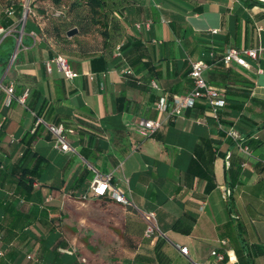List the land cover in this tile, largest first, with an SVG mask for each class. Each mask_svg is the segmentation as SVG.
<instances>
[{
	"label": "crops",
	"instance_id": "crops-1",
	"mask_svg": "<svg viewBox=\"0 0 264 264\" xmlns=\"http://www.w3.org/2000/svg\"><path fill=\"white\" fill-rule=\"evenodd\" d=\"M23 2L0 0V15L10 3L17 7ZM54 7L52 0H32V14L20 34V18L12 16L8 34L0 35V44L19 36L17 58L0 75L4 85L16 84L11 106L0 89V170L19 160L26 149L22 139L35 132L39 118L64 124L75 115L88 116L100 129L84 125L83 130L67 132L74 150L64 152L42 124L33 147L47 163L35 186L40 194L29 202L14 199L15 207L6 213L3 204L12 200L13 191L0 185V246L5 251L0 264H33L35 256L45 264H215L212 252L217 248L231 250L219 264H264V72H259L264 71V0H131L117 46L102 49L103 36L95 31L99 50L70 56V66L79 74L73 80L52 62L61 46L53 33H46L49 21L43 15ZM146 19L153 20L152 29L138 30L137 24ZM3 21L0 16L1 26ZM215 29L219 31L213 33ZM136 40L141 45L131 57L140 63L134 67L124 56ZM128 42L127 49H118ZM229 48L261 53L258 60L249 59L248 69L224 62ZM91 52L108 55L105 70L92 69ZM199 60L209 64L204 76L212 86L224 95L227 88L232 92L221 123L238 131L251 155L226 136L209 108L198 105L171 118L155 136L144 139L136 132L140 118L165 117L157 109L162 97L193 89L188 72ZM128 69L133 73L126 74ZM26 90L29 97L23 105L17 98ZM122 97L124 111L118 107ZM193 161L197 164L189 173ZM95 170L112 173L114 184L132 205L92 196ZM199 172H214L213 189L207 191V180ZM1 178L0 184L6 185ZM227 189L231 196L226 199ZM84 193H90L87 200L80 198ZM49 197L54 210L50 218L56 221L46 216L23 228L18 212L37 210ZM149 212L156 213L162 231L151 239L145 236ZM223 240H228L226 246ZM60 241L74 254L57 259L53 248ZM158 244L163 259L157 254Z\"/></svg>",
	"mask_w": 264,
	"mask_h": 264
},
{
	"label": "trees",
	"instance_id": "trees-1",
	"mask_svg": "<svg viewBox=\"0 0 264 264\" xmlns=\"http://www.w3.org/2000/svg\"><path fill=\"white\" fill-rule=\"evenodd\" d=\"M130 1L131 0H52V2L55 4L56 7L52 9L53 10L52 12L48 10L47 13H44L43 15V18L48 19L49 21L48 25L45 27V31L46 33H53V36L55 37L56 41L61 46L58 55L67 58L69 63H70V56L71 55L74 56L78 54L76 53L77 51L87 52V53H89L90 51H95L91 49V47H89L90 44L86 42V40H82L85 38L80 37L83 35L88 36L92 34V30H95L97 31V33L102 34L103 41L101 48L110 50L111 46H117L121 41L120 37H122V29L124 26L123 22L126 19L125 12L127 5L130 3ZM66 4H68V8ZM10 6H14L15 9L14 16H18L21 19L24 14L23 5L15 7L14 3L13 4L10 3L8 8ZM85 8L88 11V15L82 16L81 10ZM58 10H61L63 12L62 16H58L59 18L52 17V15H54L53 12ZM197 10L200 11L201 8H197ZM67 13L69 15H72V17L63 19V17L66 16ZM0 16H2L5 20L3 21L2 27L6 29H10L9 27L13 25V21L11 20L12 16H9L7 12L5 14H1ZM27 22L25 24V27L27 25ZM22 26L23 23L20 22L19 30L17 32L18 35L20 34V30ZM73 29H77L78 33L76 35L70 36L69 31ZM17 34H15L13 38L11 37L5 38L0 44V63L2 65L0 75L7 70L10 60L14 54L15 46H16L15 45L16 38L19 37ZM130 45L132 46L130 53H126L124 57L126 58V60L130 65L136 67L140 62H136L137 60L131 56L137 49H139L141 42L139 40H136ZM128 47H129V42L121 44L120 46H118V49L123 51ZM89 56L91 57L92 69L94 71L96 72L103 71L107 68L108 55L106 54L97 55L96 53L94 54L93 52H91ZM142 57L143 56L141 55L140 59ZM191 70L192 67L188 72L189 75L191 73ZM190 79L192 80L191 77ZM245 83L248 87L250 88L252 87V83H250L249 81L246 80ZM229 93L231 94L232 92H230V90L227 88L225 99H227V95ZM173 96L174 95L169 96V99L171 100ZM245 96L250 97V94L245 93ZM124 102H126L125 97H122L118 100L119 103L118 107L120 111H124L127 108L125 106H121V103L124 104ZM197 105L202 106L205 109L208 108L205 104L202 103H198ZM232 107L237 108L240 106L232 105ZM71 120L72 122H67L64 124L62 123V124H50V125H55V126L62 125L64 126L66 132H75L78 130H83L84 125H86L87 128L89 127V125H91V128L93 130L100 129V126L96 124V121L93 120L92 122V119L88 116L84 118L79 115H75ZM43 129L44 128L42 124H39L34 133H27L22 139L23 144L26 146V149L22 153V156L12 166H7L5 169L0 170V177H2L1 181L2 182L6 181L7 183L6 185L3 183L0 185L2 187H5L13 191L12 200L7 199L6 201H4L3 204L6 213H11V210L15 207V204L13 202L14 199L17 200L18 202H27V201L29 202L32 200L35 194L39 193V191L35 190V183L40 181L42 174L47 166V163H46V159L43 156L33 151V147L37 139L41 137V133H42L41 131ZM155 134L153 136H155ZM92 141H93V137L91 136L90 144L92 143ZM243 143L245 144L244 141ZM83 155L86 159L88 160L91 159L88 153L84 152ZM196 164L197 161L196 162L193 161L190 164L188 170L189 173L193 171V168L195 167ZM232 170H233V165L230 162L229 171L231 172ZM199 173H201L202 177L207 180L208 183L207 191L213 189L215 187L214 172L212 173L199 172ZM53 211L54 210L50 205L46 204L43 201L39 202V205L37 206V210H33L32 212L29 213L18 212V215L22 217L21 226L23 228L29 226L32 221L38 219L44 221L46 216L52 222H55L56 219L50 218V213H54ZM178 227H179V222H177L175 225V228ZM1 240H3V233L0 231V241ZM61 242L62 241L57 243V245H55V247L53 248L56 255L55 257L57 259L63 257L64 255L60 251V249L67 246L65 244L61 246ZM157 254L161 259H163V255L161 254V250H160V244L157 245ZM34 258H38L41 264H45L43 258L39 256H35Z\"/></svg>",
	"mask_w": 264,
	"mask_h": 264
},
{
	"label": "built area",
	"instance_id": "built-area-1",
	"mask_svg": "<svg viewBox=\"0 0 264 264\" xmlns=\"http://www.w3.org/2000/svg\"><path fill=\"white\" fill-rule=\"evenodd\" d=\"M24 14L20 19V22L23 23L22 29L24 28L28 16L32 14V0H24L23 2ZM7 14L9 16L15 15L14 6H10L7 8ZM63 12L61 10L56 11V15L62 16ZM153 20L146 19L144 22L137 24V29L140 31L149 32L152 29ZM9 29H6L0 26V35H7ZM219 30H213V33H217ZM22 33V32H21ZM21 40V36H20ZM261 53V49H245V48H229L225 53L223 60L226 64H231L236 62L239 66L245 68H251V62L249 59L258 60ZM17 58V53H14L11 60L10 65L14 63ZM52 62L57 63L61 71L64 74V77L68 80H73L79 76L77 72H75L68 61L67 58L57 55ZM48 63L49 68L51 67V63ZM209 67L204 61H195L192 63V70L190 73V77L193 80V89L185 94V95H174L170 100L168 97H162L158 104L157 109L160 113L165 115L163 119L154 120V119H145L140 118L135 122V130L136 132L144 139L152 137L158 130L162 128L164 124H167L171 118L178 117L183 115L187 110L193 109L196 107L198 103L205 104L209 110L213 113L215 119H217L218 123L221 126V129L224 131L228 138H231L236 146L242 152L251 155L252 152L250 147L243 143V137L238 133V131L231 126L230 128H224L221 123V111L226 107L227 101L225 99V95L216 87L210 85L207 79L204 76L205 70ZM126 74H132L133 71L128 69L125 71ZM260 73L264 71L259 69ZM0 89L5 91V103L8 106H11L14 99L16 98V84L15 82H10L7 85H4L3 81H0ZM29 97V90H26L21 96L17 99L19 103L26 105ZM39 124H45L49 131L53 134L56 141V146L58 149L64 152L73 151L74 148L70 144L67 136V132L64 126H55L48 124L42 118L37 120ZM2 124H0V128ZM231 155H228V159H230ZM228 165L230 166V161H228ZM246 163H242V167H245ZM38 183H35L37 186ZM90 193L94 197H106L110 196L115 201L122 203L124 205H132V201L128 199L118 188L117 185L113 182V174L107 173L102 174L95 170V177L92 181L90 187ZM90 193H84L80 196L82 200H87L90 196ZM231 196V190L227 189L224 193V198H229ZM52 197L47 198V202L51 201ZM145 219L147 221V229L145 232V236L148 239L154 238L155 236L162 235V231L160 230L157 223V216L155 212H149L145 214ZM228 244V240H223L222 245L226 246ZM60 251L65 254H74V251H70L68 249L61 248ZM182 251L185 254H188L187 248H182ZM231 253V250L226 248L224 251L220 249H214L212 252V257L214 258L215 264H219L226 260V256ZM5 251L0 246V257L4 256ZM33 264H41L38 258L32 259ZM85 261V259H83ZM195 264H206L204 262H194Z\"/></svg>",
	"mask_w": 264,
	"mask_h": 264
},
{
	"label": "rangeland",
	"instance_id": "rangeland-1",
	"mask_svg": "<svg viewBox=\"0 0 264 264\" xmlns=\"http://www.w3.org/2000/svg\"><path fill=\"white\" fill-rule=\"evenodd\" d=\"M66 5H67V8H68V4H66ZM67 10H68V9H67ZM50 11L52 12L53 10L50 9ZM53 13H54V15H52V17H54V18H59L58 15H56V11L53 12ZM71 13H72V12H71ZM81 13H82V16H87V15H88V11H87L86 8L83 9V10H81ZM69 17H72V15H69V14L67 13V15L63 17V19H67V18H69ZM82 40H86V42H88V43L90 44L89 47H91V49H93V50H95V51L98 50L100 44H99L98 38L96 37L95 30H92V35H91L88 39H82ZM45 203H46V204H51L52 201H49V202L46 201ZM59 226H62V225L59 224Z\"/></svg>",
	"mask_w": 264,
	"mask_h": 264
},
{
	"label": "water",
	"instance_id": "water-1",
	"mask_svg": "<svg viewBox=\"0 0 264 264\" xmlns=\"http://www.w3.org/2000/svg\"><path fill=\"white\" fill-rule=\"evenodd\" d=\"M77 33H78L77 29H73V30L69 31L70 36L76 35Z\"/></svg>",
	"mask_w": 264,
	"mask_h": 264
}]
</instances>
